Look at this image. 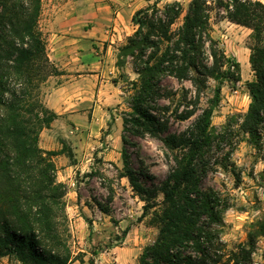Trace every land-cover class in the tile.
I'll return each mask as SVG.
<instances>
[{"label": "trees", "instance_id": "16d2710c", "mask_svg": "<svg viewBox=\"0 0 264 264\" xmlns=\"http://www.w3.org/2000/svg\"><path fill=\"white\" fill-rule=\"evenodd\" d=\"M224 9L230 22L251 30L254 80L247 83L249 108L234 122L238 129L229 123L223 134L214 135L212 118L223 85L241 81V66L212 35L210 0H191L178 27L184 11L179 1L136 11L135 31L119 48L117 67L131 58L138 75L131 81L135 94L124 123L135 134L160 138L174 162L167 179L149 188L123 153L120 176L145 203L141 218L153 212L150 222L158 229L138 264H250L258 240L264 239L262 217L251 224L247 244L227 250L220 228L229 205L215 190L200 186L207 170L203 158L214 138L225 142L243 132L258 149L264 139V3L230 0ZM42 10V0H0V256L21 264H72L79 259L69 244L67 186L58 181L53 160L68 149L47 151L39 145L43 129L58 117L45 105L42 86L62 74L49 56ZM170 80L188 81L192 89L174 90L165 85ZM212 81L213 95L202 107ZM175 98L177 118L195 120L185 131L167 134L170 106L161 101Z\"/></svg>", "mask_w": 264, "mask_h": 264}, {"label": "rangeland", "instance_id": "374dc122", "mask_svg": "<svg viewBox=\"0 0 264 264\" xmlns=\"http://www.w3.org/2000/svg\"><path fill=\"white\" fill-rule=\"evenodd\" d=\"M174 1H179L184 10L175 25L178 27L191 0H42L40 24L49 53V44H53L51 35L58 30L53 26L54 19L68 2L79 3L78 8L64 11L70 25L75 26L78 21L81 38L96 33L92 46L94 61L75 68L78 71H69L53 58L51 61L62 74L49 78L42 86L45 105L48 96L47 108L58 117L49 128L43 129L39 145L47 151H59L63 145L68 149V153L53 160L58 181L67 186L69 244L79 259L72 264H138L144 248L157 239L158 229L150 222L153 212L141 218L145 203L132 190L128 179L120 176L124 170L123 153L129 154L132 169L149 188L158 187L167 179L174 162L160 138L135 134L131 125L124 123L129 119L135 94L131 81H137L138 75L131 58H125L123 68H118L117 57L119 48L135 31L132 17L136 11L155 3L163 8ZM229 1L210 0L212 35L226 55L240 63L241 81L223 85L221 101L212 118L215 136L223 134L229 123L238 129L234 122L249 108L247 83L254 80L249 62L251 30L226 18L224 6ZM72 13L78 20L72 19ZM69 62V67L86 63ZM165 85L178 91L183 87L192 89L188 81L181 85L170 80ZM214 86L212 81L202 107L208 105ZM161 103L170 106L167 134L183 132L193 124L195 117L182 121L175 115L178 99H163ZM248 139L243 132L228 136L225 142L214 138L203 158L207 170L200 186L215 190L229 205L220 228L227 250L247 244L251 224L264 217V139L262 149L249 144ZM162 199L159 193L157 201ZM127 228L129 232L125 234ZM263 255L261 238L250 264H264ZM0 264L21 263L0 256Z\"/></svg>", "mask_w": 264, "mask_h": 264}, {"label": "crops", "instance_id": "0c3cea01", "mask_svg": "<svg viewBox=\"0 0 264 264\" xmlns=\"http://www.w3.org/2000/svg\"><path fill=\"white\" fill-rule=\"evenodd\" d=\"M79 3H71L68 2L63 8L61 9V12H59L54 19L53 26L58 27V30L55 29L54 32L56 34L51 35L52 37V43L49 44V47L51 49V53H49V56L51 60L53 58L56 60L57 63L62 65L63 67H67L66 69L69 71L76 70L78 71L81 66H86L87 62L92 61L95 59V53L92 50V46L95 43L93 41L95 35H83L81 38V32L80 29L78 30V21L75 22V26L70 25L69 22L66 20V15L64 10L71 8H78ZM70 14V13H69ZM72 19L78 20L77 17H73L72 13ZM50 40V39H49ZM83 49L85 52H80V50ZM56 50V51H55ZM97 54V53H96ZM79 56H82L81 58ZM70 60H77V62H86L84 65L76 64L74 67L73 65L69 67ZM65 61L68 62L67 65H65ZM94 61V60H93ZM74 68V69H73ZM48 82V81H47ZM46 82V83H47ZM47 106H50L49 104V98L47 96ZM42 148V147H41Z\"/></svg>", "mask_w": 264, "mask_h": 264}]
</instances>
